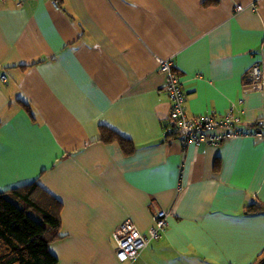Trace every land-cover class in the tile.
Wrapping results in <instances>:
<instances>
[{
  "label": "crops",
  "instance_id": "0c3cea01",
  "mask_svg": "<svg viewBox=\"0 0 264 264\" xmlns=\"http://www.w3.org/2000/svg\"><path fill=\"white\" fill-rule=\"evenodd\" d=\"M263 39L264 0H0V193L36 184L58 202V264H120L113 232L148 236L159 209L165 230L130 264H251L264 214L242 208L264 203V142L168 139L159 60L189 117L235 106L238 129L262 130ZM254 63L262 87L242 95Z\"/></svg>",
  "mask_w": 264,
  "mask_h": 264
},
{
  "label": "trees",
  "instance_id": "16d2710c",
  "mask_svg": "<svg viewBox=\"0 0 264 264\" xmlns=\"http://www.w3.org/2000/svg\"><path fill=\"white\" fill-rule=\"evenodd\" d=\"M56 2L58 4V0ZM245 79L247 81V76ZM255 125V129L264 127V120ZM101 129L102 142L116 141L125 155L133 152V145L129 140L109 128ZM169 132L168 139L179 135L173 123L170 124ZM57 203L36 184L0 193V264H58L56 257L49 251L50 244L60 239ZM242 213L264 214V203L253 200L243 206ZM31 214H35L39 220ZM251 264H264V248Z\"/></svg>",
  "mask_w": 264,
  "mask_h": 264
},
{
  "label": "built area",
  "instance_id": "2783aa9c",
  "mask_svg": "<svg viewBox=\"0 0 264 264\" xmlns=\"http://www.w3.org/2000/svg\"><path fill=\"white\" fill-rule=\"evenodd\" d=\"M56 4V0H51ZM242 10L241 6L236 11ZM159 70L166 76L164 91L170 104V122L179 131L177 137L182 147L194 145H220L234 137H249L264 142V129L242 131L238 129L243 111H236L235 106L216 115L213 113L189 117L186 114L187 96L183 91L180 78L173 69L171 61L159 60ZM247 81L240 87L242 95L260 90L262 87L263 73L259 63H254L249 70ZM7 77L0 74V82L5 83ZM168 213L157 210L153 216V226L148 236L142 235L136 226L129 220L123 222L112 234L116 243V257L120 264H130L147 247L150 240L157 239L167 225Z\"/></svg>",
  "mask_w": 264,
  "mask_h": 264
},
{
  "label": "rangeland",
  "instance_id": "374dc122",
  "mask_svg": "<svg viewBox=\"0 0 264 264\" xmlns=\"http://www.w3.org/2000/svg\"><path fill=\"white\" fill-rule=\"evenodd\" d=\"M31 216L37 220H39V218L35 215V214H31Z\"/></svg>",
  "mask_w": 264,
  "mask_h": 264
}]
</instances>
